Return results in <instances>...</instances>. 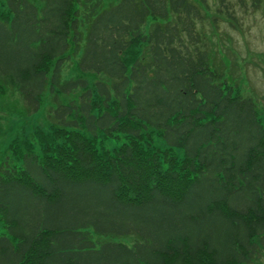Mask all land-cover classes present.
Masks as SVG:
<instances>
[{
	"label": "trees",
	"instance_id": "16d2710c",
	"mask_svg": "<svg viewBox=\"0 0 264 264\" xmlns=\"http://www.w3.org/2000/svg\"><path fill=\"white\" fill-rule=\"evenodd\" d=\"M214 3L0 0V96L51 113L1 162L0 264H258L264 108L212 34L264 0Z\"/></svg>",
	"mask_w": 264,
	"mask_h": 264
},
{
	"label": "rangeland",
	"instance_id": "374dc122",
	"mask_svg": "<svg viewBox=\"0 0 264 264\" xmlns=\"http://www.w3.org/2000/svg\"><path fill=\"white\" fill-rule=\"evenodd\" d=\"M209 2V12L213 13L217 9L216 4L214 0ZM239 16L240 24L237 29L221 22L212 34V46L218 57L216 61L227 66V74L241 86L244 95L250 96L264 108V9H249L247 12L241 10ZM17 96H0V100L7 104L8 112L0 113V165L4 159L12 156L10 144L17 136L29 134L37 124L47 126L51 115L45 110L27 115L25 102L15 99ZM123 141L111 139L107 145L115 148ZM258 264H264V256Z\"/></svg>",
	"mask_w": 264,
	"mask_h": 264
}]
</instances>
